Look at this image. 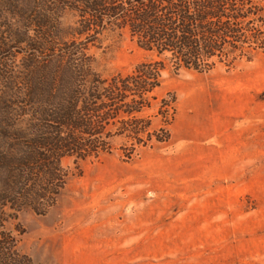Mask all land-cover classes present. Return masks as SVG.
Instances as JSON below:
<instances>
[{
	"label": "rangeland",
	"instance_id": "374dc122",
	"mask_svg": "<svg viewBox=\"0 0 264 264\" xmlns=\"http://www.w3.org/2000/svg\"><path fill=\"white\" fill-rule=\"evenodd\" d=\"M41 1L0 0V39L11 45L0 49V87L8 65L23 66L21 32L36 31L19 12ZM76 19L59 10L62 38ZM86 52L104 77L149 56L111 30ZM154 94L145 113L167 141L129 157L119 136L110 153L65 158L69 177L46 213L7 210L5 229L33 264H264V52L206 72L167 64Z\"/></svg>",
	"mask_w": 264,
	"mask_h": 264
},
{
	"label": "trees",
	"instance_id": "16d2710c",
	"mask_svg": "<svg viewBox=\"0 0 264 264\" xmlns=\"http://www.w3.org/2000/svg\"><path fill=\"white\" fill-rule=\"evenodd\" d=\"M66 7L77 13L69 39L57 25ZM19 13L36 31L21 32L23 66L8 65L0 87V264H33L5 229L7 210L46 213L69 177L65 158L110 153L119 136L129 157L169 139L145 113L167 64L206 72L264 52V0H42ZM106 30L128 34L149 56L102 76L86 50Z\"/></svg>",
	"mask_w": 264,
	"mask_h": 264
}]
</instances>
